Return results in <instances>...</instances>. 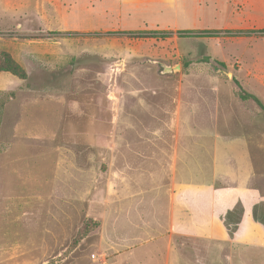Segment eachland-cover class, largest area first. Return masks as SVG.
I'll use <instances>...</instances> for the list:
<instances>
[{
	"label": "rangeland",
	"instance_id": "374dc122",
	"mask_svg": "<svg viewBox=\"0 0 264 264\" xmlns=\"http://www.w3.org/2000/svg\"><path fill=\"white\" fill-rule=\"evenodd\" d=\"M255 33L227 31V0H0V53L27 74L0 72V264L96 261L115 145L169 139L178 121L227 136V186L247 189L245 137L264 147L263 110L238 98L240 87L264 105ZM249 212L264 226L263 207ZM242 220L241 204L227 212L232 235ZM251 225L227 240V264H264Z\"/></svg>",
	"mask_w": 264,
	"mask_h": 264
},
{
	"label": "crops",
	"instance_id": "0c3cea01",
	"mask_svg": "<svg viewBox=\"0 0 264 264\" xmlns=\"http://www.w3.org/2000/svg\"><path fill=\"white\" fill-rule=\"evenodd\" d=\"M227 31L264 36V0H227ZM254 122L250 127L256 133L258 120ZM172 128L169 139L115 145L105 189L111 197L105 206L111 219L103 222L99 237L103 252L86 264H215L216 242L222 244L227 264V240L241 243L251 223L264 233L249 212L253 206L264 208V178H259L261 163L264 174V147H252L256 136L245 137L254 148L253 183L237 190L227 186V136L198 123L178 121ZM220 153L222 164L217 161ZM238 204L243 220L232 235L227 212Z\"/></svg>",
	"mask_w": 264,
	"mask_h": 264
},
{
	"label": "trees",
	"instance_id": "16d2710c",
	"mask_svg": "<svg viewBox=\"0 0 264 264\" xmlns=\"http://www.w3.org/2000/svg\"><path fill=\"white\" fill-rule=\"evenodd\" d=\"M147 35L141 36V37H143V38H153V37L156 38V37H159L161 34L151 33V34H147ZM161 36L166 37L165 35H161ZM137 37H139V36H137ZM0 72L9 73V74L21 79V80H25L27 77L25 70L22 67H20L11 58V56L6 52L0 53ZM235 83L237 84V81H235ZM238 88H239L238 98L240 100H242V101L251 100L264 112V105L254 95L246 92L245 90L241 89L240 87H238ZM227 229L230 233L231 231H230V228L228 226H227ZM230 234H232V233H230Z\"/></svg>",
	"mask_w": 264,
	"mask_h": 264
},
{
	"label": "water",
	"instance_id": "95a60500",
	"mask_svg": "<svg viewBox=\"0 0 264 264\" xmlns=\"http://www.w3.org/2000/svg\"><path fill=\"white\" fill-rule=\"evenodd\" d=\"M178 71L179 70V65H175L173 67H165V71L168 72V71Z\"/></svg>",
	"mask_w": 264,
	"mask_h": 264
}]
</instances>
